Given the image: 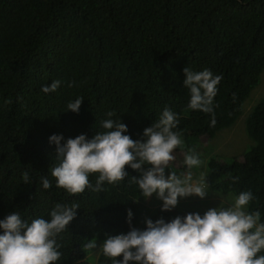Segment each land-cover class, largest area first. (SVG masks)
<instances>
[{"label":"trees","instance_id":"16d2710c","mask_svg":"<svg viewBox=\"0 0 264 264\" xmlns=\"http://www.w3.org/2000/svg\"><path fill=\"white\" fill-rule=\"evenodd\" d=\"M185 66L222 76L215 126L209 114L187 108ZM263 69L264 0H0V220L13 211L29 222L48 219L57 203L78 204L56 237L62 253L56 264H113L102 250L88 259L93 250L85 245L128 233L127 212L142 197L132 181L139 173L127 168L119 183L71 195L51 177L59 162L49 137L62 136L61 144L81 134L90 139L114 112L111 119L140 140L168 107L179 116L184 141L175 151L196 152L200 138H213L240 117ZM54 80L62 81L56 92H41ZM78 97L79 112L67 111ZM244 133L250 144L238 159L209 157L205 168L216 194L251 190L249 211H260L264 220V96L246 114ZM42 176L50 189H43ZM89 179L95 187L97 176ZM161 208L142 224L132 217L131 227L185 216Z\"/></svg>","mask_w":264,"mask_h":264},{"label":"clouds","instance_id":"9594fccd","mask_svg":"<svg viewBox=\"0 0 264 264\" xmlns=\"http://www.w3.org/2000/svg\"><path fill=\"white\" fill-rule=\"evenodd\" d=\"M183 75V87L190 95L187 108L209 114L210 126H215L214 98L222 76L207 69L194 71L188 66L183 68ZM61 83L54 80L42 86L41 92L54 93ZM82 102L83 98L78 97L67 105V111L78 113ZM106 115L109 118L100 122L103 131L90 139L81 134L61 144L62 136L49 137V143L56 146L55 159L59 162L51 169L57 188L71 195L86 189L100 191L105 182L125 180L126 169L130 168L139 173L132 181L143 198L147 200L155 194L162 201V212L174 209L178 198L204 199L209 194L203 176L194 182L191 171L183 177L175 172L166 174L176 160L175 150L184 147L177 113L165 107L158 121L144 129L140 140L125 134L128 128L120 119H111L114 112ZM184 164L188 169L200 168L204 161L190 149ZM93 175L97 176L95 187L89 179ZM22 179L25 184L30 183L27 171L22 173ZM41 184L45 190L52 187L46 176L41 177ZM254 199L251 190L242 191L232 197L230 204L209 208L203 215L189 213L170 222L146 219L144 230L131 227L133 213L128 210L127 234L108 236L101 245L93 237L85 248L93 250L99 246L113 264H264V254H260L264 252V220L260 211H249ZM78 208L75 203H57L48 219L39 217L29 222L19 211H13L0 220V264H56L62 256L56 237L67 230ZM121 256L123 259L118 261Z\"/></svg>","mask_w":264,"mask_h":264},{"label":"rangeland","instance_id":"374dc122","mask_svg":"<svg viewBox=\"0 0 264 264\" xmlns=\"http://www.w3.org/2000/svg\"><path fill=\"white\" fill-rule=\"evenodd\" d=\"M262 96H264V69L259 75L258 85L250 92L248 98L244 101L241 115L235 123L230 128L219 130L211 139H206L204 137L199 139V146L196 149V153L199 154L200 158L204 161V164L200 168L188 169L184 164V156L186 154L182 151H175L176 160L169 165L166 174L167 171L175 172L177 176L183 177L186 172L191 171L194 182L200 180L201 176H203L205 182L209 186V194L204 199H200L196 196H189L182 199L178 198L179 202L177 206L172 209L173 211L182 212L184 215L189 213H199L203 215L209 208L217 207L219 204L227 205L232 202V197H234L232 194L219 195L210 189L212 179L206 172L205 162L209 157H215L219 160L225 157H233L236 159L240 157L241 153L250 144V141L244 133V120L246 114ZM161 204L162 201L158 200L155 194L147 200L142 196L135 205L133 218L140 219L142 224L144 219L151 215L156 207ZM135 228L142 230V225L136 222ZM100 250L101 248L99 246L93 249V251L87 255L88 259L93 260Z\"/></svg>","mask_w":264,"mask_h":264}]
</instances>
